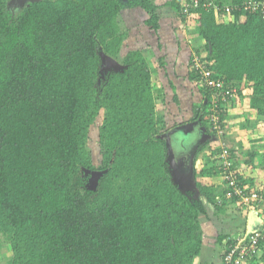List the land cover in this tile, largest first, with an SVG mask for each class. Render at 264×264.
Instances as JSON below:
<instances>
[{"label": "trees", "instance_id": "obj_1", "mask_svg": "<svg viewBox=\"0 0 264 264\" xmlns=\"http://www.w3.org/2000/svg\"><path fill=\"white\" fill-rule=\"evenodd\" d=\"M250 1L36 0L15 15L0 0V251L10 247L7 264H196L204 199L220 207L235 201L226 187L220 204L212 186L197 182L198 193L174 183L161 135L187 121L180 95L173 78L156 88L153 58L166 76L168 59L150 42L132 46L120 16L124 7L142 8L144 27L157 35L163 7L182 25L191 22L198 41L181 77L200 98L188 119L213 131L211 91L192 69L196 56L231 87L252 83L251 105L264 114V15L247 8ZM102 54L125 67H106ZM170 107L179 114L169 119ZM210 148L201 142L195 152ZM220 170L203 167L197 176ZM92 172L101 174L89 187ZM251 259L264 263V240Z\"/></svg>", "mask_w": 264, "mask_h": 264}, {"label": "crops", "instance_id": "obj_2", "mask_svg": "<svg viewBox=\"0 0 264 264\" xmlns=\"http://www.w3.org/2000/svg\"><path fill=\"white\" fill-rule=\"evenodd\" d=\"M167 1L168 0H164L163 2H157L156 0L158 4H166ZM141 9L142 8L140 7H127L124 8L121 12L122 14L120 20L122 23L121 25L123 27L125 26L126 29L129 30L128 41L129 38H131L132 40L135 38L138 39L133 44L129 42L131 45L143 42L142 46H144L145 42H149L150 37H154V36L157 37L160 35V33L159 35H157L154 31L150 29L145 30L146 26L144 27L143 25V19L146 18V13H144L143 9L142 10ZM141 12L144 13L142 15L143 16L142 18L141 16L139 17V14ZM166 14L168 15L167 12ZM166 14L162 12L163 17ZM166 19L169 18L166 17ZM177 21L180 22L178 19ZM169 22L171 23L172 21L169 20ZM167 23H168L167 21L166 23H163L161 29H163V27H166ZM180 24L182 26L181 22ZM160 37L162 39L161 35ZM167 42L169 43L171 41H167ZM201 42H203V40H200V43ZM167 44L165 43V45ZM180 51L181 50L177 48L176 51L171 55L172 56L174 54L176 55L178 52L180 53ZM186 57L188 59L187 55ZM172 60L173 59L170 57V61ZM154 61H155V57L153 58V62L152 61L151 62L153 69L154 68L156 69V65ZM180 63H182L181 65L183 67V73H185L187 70L188 61L187 60L181 61ZM175 67L178 71V62L175 64ZM153 73H154V82L156 84V88H160L162 86L161 81H163L164 78H165V82L166 80L168 81V79L172 78V73L170 68L169 71L167 72L168 74L167 76L165 73L162 74V72L158 73L156 71ZM157 76L158 78L156 79ZM187 82L188 83L185 84L183 81L175 80L177 86V92L180 95L179 107L181 108V113L184 115L186 114L185 116L186 119L190 118L191 116L192 104L197 102L196 100L197 97L200 98V96H198L194 92H191L193 91L194 82L192 81L190 82L187 81ZM237 87H238L237 97L232 100V102L228 105L227 111L222 114L224 125L227 128L225 134L219 135L214 130L208 131L207 127L205 128L200 125L201 130L198 132V134L203 137V140L209 142L211 148L206 151H201L198 153L197 173H199L202 170V168L206 166L205 164L207 163V161L208 163H210V166L212 165V167L215 166L219 168L218 154L221 150L222 144L226 142L230 145V147L233 150L232 155L235 161V166L241 173V176L243 180L246 182V184L249 185L250 188H257V187L264 188V114L260 115L257 109L252 107L251 105L252 99L254 98L252 83L250 82L248 83L247 81L238 82ZM158 102L162 103L161 106L163 110V108H165L163 97ZM170 109H171L170 112L169 110H168L169 113L167 112L168 117L170 116L172 117V115L174 114H179L177 109L174 110L171 107ZM207 110H209V108H207ZM200 155H202V157H200ZM198 181L207 184L209 186H212L213 191L215 193L218 192L222 194L224 191L223 188L225 185L219 171L216 174H210L203 177L199 176ZM230 203L231 202L228 199L222 207L213 205L216 208V211L219 210L220 212H223L224 215L226 214L227 218H230L229 215L234 214L232 217L236 220V222H232L231 224H226L225 222V225H223L221 228H218L219 231L217 230V232H215L214 237H211V235L208 233L207 230H205L206 228L204 227L203 218L206 220H210L212 218V215L210 214V211L212 212V210H210L211 205H209V202L207 203V209H208L207 213L200 216V221L202 220L201 226L203 230V249H202V253L197 257L195 261L196 264H222L226 240L225 239L221 240L220 236L228 237L233 235L235 237L241 232L253 231L255 228H257L260 225L262 221L260 216H257V214L254 215V212L251 210L236 208L234 204H230ZM215 214L217 215V212H215ZM219 219L222 218L219 217ZM6 248H9V251H7V255H9L11 253V249L9 246L5 247L4 249ZM205 248H208V251H210L209 255L205 254ZM4 249H2L1 251H3ZM203 255H205L204 259H203ZM1 262H2V258L0 257V264Z\"/></svg>", "mask_w": 264, "mask_h": 264}, {"label": "built area", "instance_id": "obj_3", "mask_svg": "<svg viewBox=\"0 0 264 264\" xmlns=\"http://www.w3.org/2000/svg\"><path fill=\"white\" fill-rule=\"evenodd\" d=\"M198 5V0H195ZM263 8L264 0H251L247 8L258 11ZM193 70L198 71V76L211 91V103L209 107V124L217 134H225L227 128L224 125L222 114L228 109V105L237 97L238 90L229 86L223 77L215 79L209 70L206 61L200 56L194 58ZM232 148L226 142L221 146L218 154L220 174L224 185L232 194L234 206L239 209L251 210L261 216L260 227L250 232H241L235 237L226 240L222 264H262L252 262L254 255L260 251L261 241L264 240V188H250L243 180L241 173L235 166ZM264 264V263H263Z\"/></svg>", "mask_w": 264, "mask_h": 264}, {"label": "rangeland", "instance_id": "obj_4", "mask_svg": "<svg viewBox=\"0 0 264 264\" xmlns=\"http://www.w3.org/2000/svg\"><path fill=\"white\" fill-rule=\"evenodd\" d=\"M163 1L164 0H157V2H163ZM30 2H31V0H9L8 5H9L10 10L16 15V13L20 12L21 9ZM124 8H127V7H124ZM167 11H169L168 15L166 14ZM162 12L164 14H166V15H164V17H162L163 23H166V21L168 22L167 26L163 27V29L160 30V35L162 36L163 41L158 36L156 37L153 35L154 37L149 38L150 45L152 44L151 46H153L154 50L157 51V52H155L156 55L157 54H164V56H166V60L167 59L169 60L167 62L169 63L168 67L171 70L172 78L175 79L176 81L177 80L183 81L185 84H187L188 79L186 77H185V79L181 77V76H183L184 73H183V67L181 65L183 62L182 63H180V62L187 60L186 55L188 57L192 56V55L195 56L194 50H195V46H197L196 43L198 40H195L194 35L192 36V34L190 32V28L193 27L191 22H188L187 25L181 26L180 22H178L176 19L177 17L174 18V14H173L172 10L168 9L167 7H163ZM144 13L141 12L139 14V17L141 16V18H142L143 17L142 15ZM121 16H122V14H121ZM166 17L169 19H166ZM122 20H123V18H122ZM169 20H171L172 22L170 23ZM146 30H148V29H146ZM127 40H128V38H127ZM136 40H138V39L135 38L132 40L131 38H129V42L132 44L135 43ZM167 41H171V42L168 43ZM160 43L162 44L161 48H159ZM165 43L166 44L168 43V44L165 45ZM142 45H143V43H138V44H134L132 46L141 47ZM142 47H145V46H142ZM177 48L179 50H181L180 53L178 52L176 55L174 54L172 56L171 54H173ZM148 56L150 59L153 58V56L151 54H148ZM170 57L173 59L172 61H170ZM177 62H178V71L175 67V64ZM105 66L108 67L107 65H105ZM153 72H156V71L154 70ZM160 72H161V70H160ZM160 72H158V73H160ZM157 78H158V76L156 77V79ZM191 92H194V91H191ZM161 105H162V103H158V109L160 111L162 110ZM168 118L170 119L171 116ZM173 122H175V121H173ZM95 132H96V134H95V136H96L97 135L96 129H95ZM199 136L200 135L198 134L197 139H199ZM201 138H202V136H200V139ZM201 142L204 143V145L208 143L206 140H201ZM193 150L195 152L196 147ZM200 157H202V155H200ZM197 159H198V153H195L194 157L192 159L193 163H192V165H190L191 171L188 170L189 169V165H188L189 159L186 160L184 165L180 167V170H182V173H180L179 176H181L185 172H187L188 176H189V180L191 179V181L189 182V180L187 179L188 176L185 174L187 178H186V180H184L185 186L182 189H184V190L196 189L195 191L199 193V188L197 187V182H199L198 181L199 175L197 176V174H198L197 173ZM172 160H173V157L171 158V161H170L171 175H172L174 183H176V181L180 180V178L179 179L177 178V180H176V178L173 174L175 172V168H174L175 162ZM206 165L210 166V163H208V161H207ZM207 166H205V168ZM95 178H98V177L95 176L94 178L89 179V187H94L96 185V181H94ZM223 189L225 190V186ZM198 193H196V195H198ZM216 194H217V196H220V193L217 192ZM218 199H219L220 203L223 202V200H224V198H222V196H220ZM204 202L206 203L207 200L204 199ZM230 204H232V203H230ZM209 205H211L210 210H212V212L210 211V214L212 215V218L210 220H206L203 218V221H204V227L206 228L205 230L208 231V233L211 235V237H214L215 232H217L218 228H221L223 225H225V222H226V224H231L232 222H236V220L232 217L234 214L229 215L230 218H227L226 214L224 215L223 212H220L219 210L216 211V208L213 206V204L209 203ZM215 212H217V215L215 214ZM254 215H256V212H254ZM219 217L222 219H219ZM224 220H226V221H224ZM201 222H202V220H201ZM232 237H234V236L233 235L229 236L228 239H230ZM225 240H227V239L225 238ZM7 251H9V248H6L0 252L1 253L0 257L2 258L1 264H6L8 262V259L11 258V253L9 255H7ZM209 252L210 251H208V248H205V254L209 255ZM204 256L205 255H203V259H204Z\"/></svg>", "mask_w": 264, "mask_h": 264}, {"label": "water", "instance_id": "obj_5", "mask_svg": "<svg viewBox=\"0 0 264 264\" xmlns=\"http://www.w3.org/2000/svg\"><path fill=\"white\" fill-rule=\"evenodd\" d=\"M31 1H36V0H31ZM102 59H103V65H107L108 68L110 69L115 68L117 70H120L125 67L117 59H115L110 55L102 54ZM200 128H201L200 120H195L182 125H178L175 128H172L171 130L164 132L161 135V138H165L168 142L169 145L168 160L170 162L171 158L173 157L172 161L175 162V167H174L175 172L173 174L176 180L177 178L178 179L180 178V180L176 181V184H178L181 188L185 186L184 180H186L187 178L186 175L188 176V173L185 172L183 175L179 176V174L182 173L180 167L183 166L185 161L189 159L188 170L191 171L190 165H192L193 163L192 159L195 154L193 149L198 145V143L201 140H203V137L202 139H200V137L199 139H197L198 132L201 130ZM92 173L96 177H98L101 174V172H92ZM187 179L189 180V176ZM190 181L191 179L189 180V182Z\"/></svg>", "mask_w": 264, "mask_h": 264}, {"label": "flooded vegetation", "instance_id": "obj_6", "mask_svg": "<svg viewBox=\"0 0 264 264\" xmlns=\"http://www.w3.org/2000/svg\"><path fill=\"white\" fill-rule=\"evenodd\" d=\"M191 121H192V120L187 119V121H184V123H181L180 125L185 124V123H188V122H191ZM177 124H178V123H177ZM176 126H178V125L170 126L169 129L166 130V131H164V132H167V131L171 130L172 128H175ZM164 132H163V133H164ZM179 151H180V150H179Z\"/></svg>", "mask_w": 264, "mask_h": 264}, {"label": "clouds", "instance_id": "obj_7", "mask_svg": "<svg viewBox=\"0 0 264 264\" xmlns=\"http://www.w3.org/2000/svg\"><path fill=\"white\" fill-rule=\"evenodd\" d=\"M201 125V124H200Z\"/></svg>", "mask_w": 264, "mask_h": 264}]
</instances>
